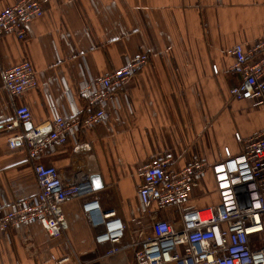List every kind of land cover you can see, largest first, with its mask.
Wrapping results in <instances>:
<instances>
[{
    "label": "crops",
    "instance_id": "crops-1",
    "mask_svg": "<svg viewBox=\"0 0 264 264\" xmlns=\"http://www.w3.org/2000/svg\"><path fill=\"white\" fill-rule=\"evenodd\" d=\"M15 1L0 0V10ZM263 35L264 0H48L23 38L0 35V71L26 57L37 81L12 103L0 77V125L13 117L15 105L29 109L32 125L54 112L83 116L80 84L147 55L116 93L105 120L68 134L65 144L53 145L37 159L54 166L63 181L99 175L102 187L63 203L62 235L49 236L38 222L1 232L0 264H132L134 231H148L137 196L138 167L160 156L175 167L193 156L215 163L224 147L241 152L235 133L248 139L264 127V99L254 106L230 95L240 76L230 70L227 52L234 44L249 50ZM22 128L0 126V208L37 189L25 145L8 144ZM92 198L102 214L113 212L125 223L112 253H106L109 243L95 242L102 226L82 210ZM218 203L207 171L182 209ZM177 214L167 209L157 215L167 220Z\"/></svg>",
    "mask_w": 264,
    "mask_h": 264
},
{
    "label": "built area",
    "instance_id": "built-area-1",
    "mask_svg": "<svg viewBox=\"0 0 264 264\" xmlns=\"http://www.w3.org/2000/svg\"><path fill=\"white\" fill-rule=\"evenodd\" d=\"M47 2L16 0L1 9L0 35L23 38L28 22L43 13ZM227 52L233 59L230 70L240 76L230 89L231 97L261 105L264 35L249 50L234 44ZM146 62L147 55L141 53L105 75L80 84L78 93L86 99L85 108L93 109L83 116L54 112L50 119L23 129L30 121V111L24 105L13 106V117L0 126L8 131L22 128L8 138V144L11 148L17 143L25 145L37 189L33 195L0 208V233L32 222L42 225L51 237L65 233L63 203L91 195L93 186L90 180L80 177L63 181L54 166L37 159L53 145L65 144L68 134L105 120L107 107L113 104L116 93ZM0 77L12 103L19 94L37 86L35 72L26 57L1 69ZM235 138L242 145L241 152L235 155L224 147L223 158L215 163L193 156L184 166L175 167L169 158L160 156L138 167L137 196L148 220V231H134L132 264H264V127L248 139L238 133ZM207 171L212 173L219 203L214 207L183 210L191 191ZM167 209H175L177 216L165 220L157 215ZM82 210L95 226H102L94 237L95 242L109 243L111 247L106 253L114 252L116 243L125 234L123 220L113 212L102 214L97 198L83 202Z\"/></svg>",
    "mask_w": 264,
    "mask_h": 264
},
{
    "label": "water",
    "instance_id": "water-1",
    "mask_svg": "<svg viewBox=\"0 0 264 264\" xmlns=\"http://www.w3.org/2000/svg\"><path fill=\"white\" fill-rule=\"evenodd\" d=\"M24 127H25V129H30L32 127L31 122L29 121V122L25 123ZM90 182H91L94 189H98V188L102 187V181H101L99 175H92L90 177Z\"/></svg>",
    "mask_w": 264,
    "mask_h": 264
},
{
    "label": "trees",
    "instance_id": "trees-1",
    "mask_svg": "<svg viewBox=\"0 0 264 264\" xmlns=\"http://www.w3.org/2000/svg\"><path fill=\"white\" fill-rule=\"evenodd\" d=\"M86 109V108H85ZM89 110H91V111H89ZM92 112L93 111V109L92 108H90V109H86V111L85 112Z\"/></svg>",
    "mask_w": 264,
    "mask_h": 264
},
{
    "label": "rangeland",
    "instance_id": "rangeland-1",
    "mask_svg": "<svg viewBox=\"0 0 264 264\" xmlns=\"http://www.w3.org/2000/svg\"><path fill=\"white\" fill-rule=\"evenodd\" d=\"M7 231V230H6Z\"/></svg>",
    "mask_w": 264,
    "mask_h": 264
}]
</instances>
